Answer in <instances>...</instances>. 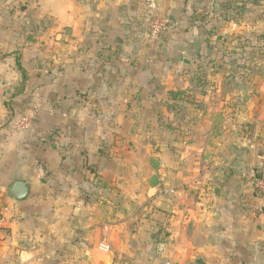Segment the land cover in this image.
Segmentation results:
<instances>
[{"label": "crops", "instance_id": "1", "mask_svg": "<svg viewBox=\"0 0 264 264\" xmlns=\"http://www.w3.org/2000/svg\"><path fill=\"white\" fill-rule=\"evenodd\" d=\"M157 1L183 15L184 0ZM147 20L144 0H0V198L13 208L0 264H264V216L247 209L244 178L264 158V64L224 128L212 114L187 144L170 130L174 148L161 154L170 157L155 161L116 110L131 98L101 96L148 88V71L128 63ZM31 110L32 128L14 133L9 122ZM113 125L119 142L106 133ZM17 181L29 188L20 202L9 197ZM159 186L177 193L159 196Z\"/></svg>", "mask_w": 264, "mask_h": 264}, {"label": "rangeland", "instance_id": "2", "mask_svg": "<svg viewBox=\"0 0 264 264\" xmlns=\"http://www.w3.org/2000/svg\"><path fill=\"white\" fill-rule=\"evenodd\" d=\"M183 6V15L178 19L162 13L174 26L154 41L150 39L151 22L140 25L136 58L128 63L137 66L139 77L145 73L141 70L148 71V88L101 92L107 98L110 91L131 98V103L116 110L131 115L125 130L132 126L138 143L151 142L158 162L170 157L161 156L162 150L167 148L171 153L174 148L175 141L163 137L168 131L178 130L182 143L187 144L196 132L211 128L212 114L223 119L217 123L224 128L226 120L222 116L236 114L241 104L246 105L242 100L256 93L251 87L257 74L255 68L259 62L264 64V0H184ZM247 62L254 67L249 69ZM100 107L107 111L113 106L104 103ZM90 108L96 112L97 106ZM114 127L109 130L108 126L106 133L119 142ZM247 129L251 131L248 126ZM172 152V162H179L184 155ZM184 167L186 173L188 167Z\"/></svg>", "mask_w": 264, "mask_h": 264}, {"label": "built area", "instance_id": "3", "mask_svg": "<svg viewBox=\"0 0 264 264\" xmlns=\"http://www.w3.org/2000/svg\"><path fill=\"white\" fill-rule=\"evenodd\" d=\"M146 14L151 22V41L156 40L160 34L174 26L173 22L164 17L157 0H144ZM35 110L22 112L9 122V127L14 133L21 134L30 130L35 122ZM264 158L260 157V163L251 165L244 172L245 185L248 188L250 196L247 199L246 205L253 219L261 222L264 216ZM177 190L172 187L159 186L157 195L168 196L175 195ZM13 213L12 206L4 199L0 198V228L4 227L11 219ZM100 249L105 252H110V247L106 244L100 245ZM163 264H179L173 259H166Z\"/></svg>", "mask_w": 264, "mask_h": 264}, {"label": "water", "instance_id": "4", "mask_svg": "<svg viewBox=\"0 0 264 264\" xmlns=\"http://www.w3.org/2000/svg\"><path fill=\"white\" fill-rule=\"evenodd\" d=\"M184 63H186V61ZM74 113H75V109L72 110V114ZM28 194H29V188L27 184L23 181L15 182L9 191V197L18 202L25 200Z\"/></svg>", "mask_w": 264, "mask_h": 264}, {"label": "trees", "instance_id": "5", "mask_svg": "<svg viewBox=\"0 0 264 264\" xmlns=\"http://www.w3.org/2000/svg\"><path fill=\"white\" fill-rule=\"evenodd\" d=\"M17 54V65H18V67L20 68V70H23V68H22V65H21V57L19 56V54L18 53H16ZM11 54H6L4 57H7V56H10ZM23 79L25 80V74H23ZM152 185L153 186H156L157 185V181H154L153 183H152Z\"/></svg>", "mask_w": 264, "mask_h": 264}]
</instances>
